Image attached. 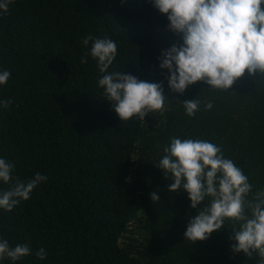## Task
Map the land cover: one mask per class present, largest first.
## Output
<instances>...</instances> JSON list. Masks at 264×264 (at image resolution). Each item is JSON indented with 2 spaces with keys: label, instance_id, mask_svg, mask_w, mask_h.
Returning a JSON list of instances; mask_svg holds the SVG:
<instances>
[{
  "label": "trees",
  "instance_id": "trees-1",
  "mask_svg": "<svg viewBox=\"0 0 264 264\" xmlns=\"http://www.w3.org/2000/svg\"><path fill=\"white\" fill-rule=\"evenodd\" d=\"M168 25L153 0H12L0 10V71L11 73L0 101H12L0 105V158L24 182L47 177L12 211L0 208V239L32 250L0 264H264L258 252L232 251L243 222L225 219L207 240L185 239L212 198L193 209L157 167L173 138L211 142L248 176L253 201L264 191V75L245 72L228 90L200 81L173 91L160 57L183 40ZM88 35L117 44L106 73L90 55L93 41L83 44ZM116 72L162 83L164 109L122 121L98 84ZM194 99L189 116L183 102ZM10 187L0 181V193Z\"/></svg>",
  "mask_w": 264,
  "mask_h": 264
},
{
  "label": "clouds",
  "instance_id": "clouds-1",
  "mask_svg": "<svg viewBox=\"0 0 264 264\" xmlns=\"http://www.w3.org/2000/svg\"><path fill=\"white\" fill-rule=\"evenodd\" d=\"M12 0H0V10L8 12ZM153 6L169 21V30L182 35L183 43L162 52L160 68L167 69L169 87L183 93L188 86L203 81L214 89L228 90L245 72L264 75V0H153ZM93 41L90 55L98 60L101 73H106L117 55V44L111 39L88 35L83 44ZM87 55L81 63H87ZM11 73L0 71V85L7 83ZM98 84L104 89L112 108L122 121L138 116L144 120L149 112L162 111L166 97L162 83L147 82L128 73L105 74ZM11 100L0 101L7 108ZM197 99L183 102L186 113L193 116L199 110ZM212 103L205 107L212 108ZM159 162L160 169L173 183L169 192L183 188L197 208L205 197H211L209 206L203 207L191 218L185 239L207 240L224 227L225 219L243 222L234 230L232 251L251 257L258 252L264 258V191L253 201H246L252 185L248 176L231 159L223 157L215 144L200 139L173 138ZM14 162L0 158V181L11 184L0 193V208L12 211L22 200L30 198L32 191L47 177L37 173L27 182L13 175ZM153 201L159 196L150 194ZM251 210V218L245 208ZM27 244L10 248L0 239V258L7 256L17 261L31 254ZM46 252L41 248L36 256L43 260Z\"/></svg>",
  "mask_w": 264,
  "mask_h": 264
},
{
  "label": "rangeland",
  "instance_id": "rangeland-1",
  "mask_svg": "<svg viewBox=\"0 0 264 264\" xmlns=\"http://www.w3.org/2000/svg\"><path fill=\"white\" fill-rule=\"evenodd\" d=\"M135 176H136V172H134V177H135ZM123 241H124L125 243H127V242L129 241V239L126 238V239H124Z\"/></svg>",
  "mask_w": 264,
  "mask_h": 264
}]
</instances>
